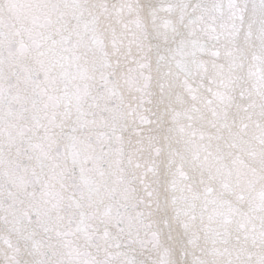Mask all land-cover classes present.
Instances as JSON below:
<instances>
[{
	"label": "snow or ice",
	"instance_id": "6c2138e0",
	"mask_svg": "<svg viewBox=\"0 0 264 264\" xmlns=\"http://www.w3.org/2000/svg\"><path fill=\"white\" fill-rule=\"evenodd\" d=\"M0 264H264V0H0Z\"/></svg>",
	"mask_w": 264,
	"mask_h": 264
}]
</instances>
